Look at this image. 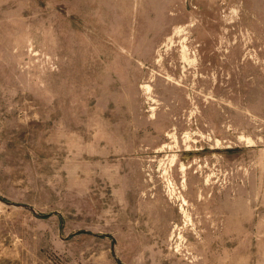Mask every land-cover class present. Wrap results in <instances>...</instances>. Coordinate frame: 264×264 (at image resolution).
Returning a JSON list of instances; mask_svg holds the SVG:
<instances>
[{
    "label": "rangeland",
    "instance_id": "rangeland-1",
    "mask_svg": "<svg viewBox=\"0 0 264 264\" xmlns=\"http://www.w3.org/2000/svg\"><path fill=\"white\" fill-rule=\"evenodd\" d=\"M0 264H264V0H0Z\"/></svg>",
    "mask_w": 264,
    "mask_h": 264
},
{
    "label": "bare ground",
    "instance_id": "bare-ground-1",
    "mask_svg": "<svg viewBox=\"0 0 264 264\" xmlns=\"http://www.w3.org/2000/svg\"><path fill=\"white\" fill-rule=\"evenodd\" d=\"M147 87H148V88H150V86H149L148 84H147ZM189 136H190V135H187V138H190ZM174 139H175V138H174ZM175 140H176V139H175ZM187 145H188V144H187ZM177 146H178V145H177ZM186 147H189V146H186ZM174 154H175V153H174ZM172 160H173V159H172ZM172 162H173V161H172ZM182 168L185 170V168H184V165H183V164H182Z\"/></svg>",
    "mask_w": 264,
    "mask_h": 264
},
{
    "label": "water",
    "instance_id": "water-1",
    "mask_svg": "<svg viewBox=\"0 0 264 264\" xmlns=\"http://www.w3.org/2000/svg\"><path fill=\"white\" fill-rule=\"evenodd\" d=\"M11 203V202H10Z\"/></svg>",
    "mask_w": 264,
    "mask_h": 264
}]
</instances>
